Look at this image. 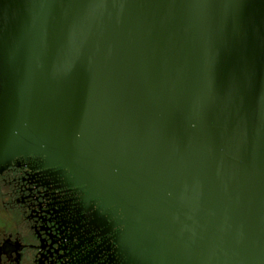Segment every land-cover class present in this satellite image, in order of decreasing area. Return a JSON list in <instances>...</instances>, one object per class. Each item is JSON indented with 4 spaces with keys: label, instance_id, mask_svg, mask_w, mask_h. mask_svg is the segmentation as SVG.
I'll list each match as a JSON object with an SVG mask.
<instances>
[{
    "label": "water",
    "instance_id": "95a60500",
    "mask_svg": "<svg viewBox=\"0 0 264 264\" xmlns=\"http://www.w3.org/2000/svg\"><path fill=\"white\" fill-rule=\"evenodd\" d=\"M20 161L114 264H264V0H0V170Z\"/></svg>",
    "mask_w": 264,
    "mask_h": 264
},
{
    "label": "flooded vegetation",
    "instance_id": "af4514ba",
    "mask_svg": "<svg viewBox=\"0 0 264 264\" xmlns=\"http://www.w3.org/2000/svg\"><path fill=\"white\" fill-rule=\"evenodd\" d=\"M32 163L0 170V264H114L111 235Z\"/></svg>",
    "mask_w": 264,
    "mask_h": 264
}]
</instances>
